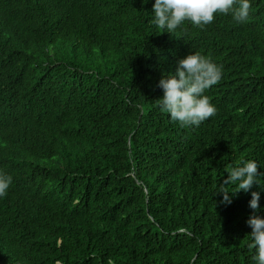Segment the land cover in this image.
I'll list each match as a JSON object with an SVG mask.
<instances>
[{
	"label": "trees",
	"instance_id": "16d2710c",
	"mask_svg": "<svg viewBox=\"0 0 264 264\" xmlns=\"http://www.w3.org/2000/svg\"><path fill=\"white\" fill-rule=\"evenodd\" d=\"M152 2L111 0L109 14L93 23L91 0H0V43H13L15 37L48 39L31 47L20 42L1 61L11 84L21 83L6 101L17 100L22 108L40 104L29 128L33 140L17 143L6 167L0 163L12 180L25 179L29 156H37V172L30 177L34 188L25 190L24 181L20 186L39 199L27 218L2 228L17 241L30 242L43 222L44 201L52 208L73 179L97 178V186L130 194L116 196L125 217L112 215L102 192L89 188L95 227L88 215L79 222L82 230L61 226L53 231L67 244L85 234L97 247L86 264H139L135 254L148 248L145 241L153 233L161 237L162 258L178 262L167 264H252L246 221L253 210L245 193H236L224 206L202 185L200 146L228 113L239 115L236 133L245 138L231 145L235 155H243L248 142L264 144V0H249L254 12L246 23L214 14L202 28L184 21L172 34L149 24ZM190 51L221 70L217 87L203 92L217 115L197 129L169 120L155 101L162 96L157 87L162 74L173 73L176 61ZM0 92H5L1 84ZM138 121L148 124L132 133L129 146L127 130ZM21 135L22 130L9 127L0 137L17 142ZM191 158L190 166L181 165ZM164 164L178 166L168 197L154 188ZM131 172L147 194L127 175ZM259 203L264 206V192ZM19 209L24 208L13 204ZM255 214L264 217V211ZM2 255L37 264L22 248Z\"/></svg>",
	"mask_w": 264,
	"mask_h": 264
},
{
	"label": "clouds",
	"instance_id": "9594fccd",
	"mask_svg": "<svg viewBox=\"0 0 264 264\" xmlns=\"http://www.w3.org/2000/svg\"><path fill=\"white\" fill-rule=\"evenodd\" d=\"M143 2L147 3V0ZM90 8L93 13V23L100 21L109 14L111 0H91ZM252 11L249 0H153L149 24L172 34L184 21H189L192 25L202 28L213 21L214 14L229 15L238 23H246L253 15ZM10 40L13 43H0V48L8 47L5 51L0 49V84L5 89V92H0V136L9 127L22 130V135L17 142L0 137V163L4 162L5 167L17 143L33 140L35 132L29 128L35 125L33 116L40 104L36 103L30 108H22L17 100L15 102L6 101L9 97L7 93L16 91L21 83L11 84V75L1 61L10 58L20 42L27 47L48 42V39L44 37L22 39L15 37ZM49 50L53 52L51 48ZM220 75L221 70L218 65L198 52L190 51L176 61L173 73L162 74L157 83V87L162 91V96L155 100L157 106L166 113L169 120L181 125L197 126V129L217 115V106L214 107L203 92L212 84L214 88L217 87L220 83L218 81ZM240 107L237 108L238 112ZM154 122L156 120H151L149 124ZM147 124L138 121L127 130V133H130L129 146L132 133ZM238 124L239 115L228 113L223 123L203 141L200 146L203 149L200 181L207 191L224 206L232 202V197L236 193H245V204L248 203L253 210V214L246 221L251 229L247 235L250 239L248 247L254 250L251 261L252 264H264V217L255 214L258 211H264V206L259 203L261 192H264V184L260 182V178L264 177V144L248 142L243 155H235L231 145L238 140L245 139L236 133ZM114 161L117 160L114 159ZM37 162V156L31 154L27 161L29 177L17 180H12L11 176L5 173V167L3 169L0 165V260L3 261L2 264H24L21 261H9L2 255L4 250L14 252L22 248L30 252L32 259L36 258L37 264H86L87 258L95 255L97 247L93 246L85 234L83 239L76 243L67 244L53 232L54 229L68 226L75 230H82L79 222L88 215H91L92 224L95 227L96 214L91 210L88 200L89 188L100 190L103 194L102 203L105 208L112 215L122 217H125V211L116 196L130 194L123 190L109 191L104 186H97V178L88 180L85 177L82 181L73 179L54 207L48 208L44 201L41 213L43 222L39 225L37 234L32 237V240L30 242L17 241L2 227L27 218L35 208L39 198L26 193L20 183L25 182V190L34 188L30 177L37 172ZM191 163L192 158L181 161L183 167L190 166ZM260 168L263 169L262 172ZM177 170L178 166L173 164L160 166L154 181V188L159 190L162 197L169 196L171 180L177 174ZM127 175L133 177L144 194H147V187L135 178L134 173ZM255 184L260 186V191L255 189ZM13 194L19 195L14 199L10 198ZM13 204L24 209L13 210ZM147 213L155 223V219L149 212ZM178 232H185V229H179ZM145 244L148 248L135 254L134 259L137 263H178L162 258L161 237L157 233H153ZM108 264H111L110 260Z\"/></svg>",
	"mask_w": 264,
	"mask_h": 264
}]
</instances>
